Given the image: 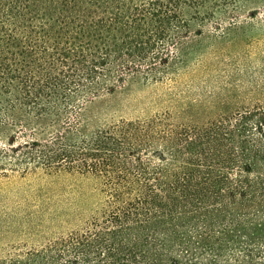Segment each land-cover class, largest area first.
<instances>
[{"label":"trees","instance_id":"obj_1","mask_svg":"<svg viewBox=\"0 0 264 264\" xmlns=\"http://www.w3.org/2000/svg\"><path fill=\"white\" fill-rule=\"evenodd\" d=\"M241 4L0 0V174H78L104 196L0 264H264V104L233 88L103 123L89 110L135 83L173 88L192 38Z\"/></svg>","mask_w":264,"mask_h":264},{"label":"rangeland","instance_id":"obj_2","mask_svg":"<svg viewBox=\"0 0 264 264\" xmlns=\"http://www.w3.org/2000/svg\"><path fill=\"white\" fill-rule=\"evenodd\" d=\"M241 1L238 16L221 21L226 37L218 42L217 26L207 24L201 36L192 38L187 65L173 88L135 83L91 105L90 113L103 123L179 111L233 88L240 103L264 104V0ZM103 201L100 182L92 177L0 174V250L68 233L98 214Z\"/></svg>","mask_w":264,"mask_h":264}]
</instances>
